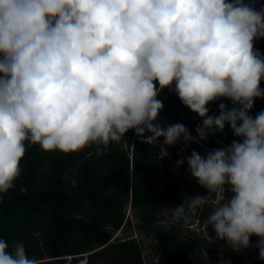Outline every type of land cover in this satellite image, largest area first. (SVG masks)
<instances>
[{"label":"clouds","instance_id":"obj_1","mask_svg":"<svg viewBox=\"0 0 264 264\" xmlns=\"http://www.w3.org/2000/svg\"><path fill=\"white\" fill-rule=\"evenodd\" d=\"M257 4L0 0V200L15 188L30 146L63 154L95 146L101 155L129 130L153 146L160 138L165 146L191 142L183 124L155 123L164 107L158 94L168 89L202 118L200 141L226 125L240 138L186 157L207 195L185 197L169 209L173 220L188 225L208 209L210 243L239 252L255 236L264 261V110L250 115L264 99V55L254 48L264 38V5ZM221 98L233 107L221 103L218 116L208 115L207 105ZM0 264L40 262L22 242L10 249L0 239Z\"/></svg>","mask_w":264,"mask_h":264},{"label":"trees","instance_id":"obj_2","mask_svg":"<svg viewBox=\"0 0 264 264\" xmlns=\"http://www.w3.org/2000/svg\"><path fill=\"white\" fill-rule=\"evenodd\" d=\"M261 5L264 0H258L257 7ZM254 48L264 55V38L255 40ZM260 87L264 89V79ZM157 98L164 105L159 115L197 134L202 118L185 107L174 91L164 89ZM221 103L233 107L230 100L221 98L207 105L208 115L218 116ZM262 110L264 99H256L250 115ZM239 139L226 125L223 133L206 142L215 146ZM21 168L15 188L0 200V239L10 249L22 242L28 256L40 264H60L62 256L81 253H88V264H225L215 255L204 259L208 242L190 229L194 215L188 225L176 223L184 231L181 236L156 227L161 214L180 206L192 191L181 186L172 161L160 148L143 143L134 130L101 155L95 146L70 154L45 153L39 146H30ZM128 202L137 215V231L115 236L130 224ZM144 237L151 244L145 246ZM232 264L248 263L234 255ZM254 264L264 261L257 259Z\"/></svg>","mask_w":264,"mask_h":264},{"label":"rangeland","instance_id":"obj_3","mask_svg":"<svg viewBox=\"0 0 264 264\" xmlns=\"http://www.w3.org/2000/svg\"><path fill=\"white\" fill-rule=\"evenodd\" d=\"M155 123H159L161 127L167 128L168 125L174 124V122L169 121L165 117L157 118ZM194 134V133H192ZM197 136V134H194ZM202 144L197 143L196 141H191L189 143H185L183 138H181L176 144L172 146H165L163 144V138H160L156 147H159L162 151V154L166 155L172 161V168L175 173L176 178L178 179L181 186H189L192 191V196L195 197L197 195L204 196L207 195L206 190L201 187L197 181L190 176L187 168V160L186 157L191 154L192 151L198 152L200 155L205 156L208 152L213 149H217L223 146H228L230 144L224 142H218L215 146H210L206 140L201 141ZM184 160V163L180 166H177L178 160ZM227 194H221L220 197H225ZM230 195V193L228 194ZM194 215V223L191 225V230L196 231L202 235L204 239L208 242L204 248V259L209 260L213 255L222 259L225 264H232V260L234 255H240L243 257L248 264H254L257 259H259L258 250L255 247L257 242V238L253 236L255 239L250 240L251 246L241 251H234L226 241L216 239L213 243H210L212 237H215V233L211 229V226H205L203 223L204 220L207 219L208 209H204L203 211L193 213ZM126 219L129 220L130 224L126 225L124 228H120L115 236H126L131 233H135L137 231L136 224L138 222L136 212L131 206V202H128L126 205ZM156 227L162 228L164 230L169 231L170 233L176 234V236H181L184 233L179 226H176V222L173 220L171 212H165L161 214L160 221L156 224ZM144 242L145 246L151 244V239L141 238ZM145 248V247H144ZM147 251H144L146 255V259H148Z\"/></svg>","mask_w":264,"mask_h":264},{"label":"built area","instance_id":"obj_4","mask_svg":"<svg viewBox=\"0 0 264 264\" xmlns=\"http://www.w3.org/2000/svg\"><path fill=\"white\" fill-rule=\"evenodd\" d=\"M159 117H163L159 115ZM194 138L193 141H196L199 144H202L201 141L197 138L196 135L192 134ZM221 194H218L217 197H220ZM60 264H88V253H81V254H69L61 257Z\"/></svg>","mask_w":264,"mask_h":264}]
</instances>
